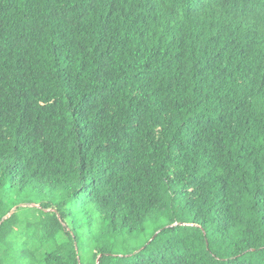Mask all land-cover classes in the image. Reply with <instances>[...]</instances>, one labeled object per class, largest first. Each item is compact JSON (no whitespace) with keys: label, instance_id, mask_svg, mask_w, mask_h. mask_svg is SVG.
Segmentation results:
<instances>
[{"label":"trees","instance_id":"1","mask_svg":"<svg viewBox=\"0 0 264 264\" xmlns=\"http://www.w3.org/2000/svg\"><path fill=\"white\" fill-rule=\"evenodd\" d=\"M97 261L264 264V0H0V264Z\"/></svg>","mask_w":264,"mask_h":264},{"label":"water","instance_id":"2","mask_svg":"<svg viewBox=\"0 0 264 264\" xmlns=\"http://www.w3.org/2000/svg\"><path fill=\"white\" fill-rule=\"evenodd\" d=\"M22 207H24L23 204H22V205H17L16 207H14V208L10 211V213H9L6 217L3 218L2 222L5 221L6 219H8L11 215H13V214L18 210V208H22ZM98 262H99V261H97V264H98Z\"/></svg>","mask_w":264,"mask_h":264},{"label":"rangeland","instance_id":"3","mask_svg":"<svg viewBox=\"0 0 264 264\" xmlns=\"http://www.w3.org/2000/svg\"><path fill=\"white\" fill-rule=\"evenodd\" d=\"M20 205H22V204H20Z\"/></svg>","mask_w":264,"mask_h":264}]
</instances>
